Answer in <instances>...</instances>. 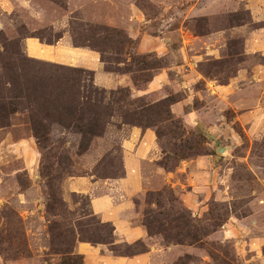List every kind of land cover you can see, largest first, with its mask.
Returning <instances> with one entry per match:
<instances>
[{
	"label": "rangeland",
	"instance_id": "obj_1",
	"mask_svg": "<svg viewBox=\"0 0 264 264\" xmlns=\"http://www.w3.org/2000/svg\"><path fill=\"white\" fill-rule=\"evenodd\" d=\"M34 43L95 52L103 69L33 58ZM159 74L156 89L142 81ZM166 100L183 112L145 111ZM76 114L97 125L85 148ZM145 130L128 218L146 237L127 244L91 199ZM149 251L148 264H264V0H0V264Z\"/></svg>",
	"mask_w": 264,
	"mask_h": 264
},
{
	"label": "crops",
	"instance_id": "obj_2",
	"mask_svg": "<svg viewBox=\"0 0 264 264\" xmlns=\"http://www.w3.org/2000/svg\"><path fill=\"white\" fill-rule=\"evenodd\" d=\"M29 42L30 41H27L28 44ZM29 45H27V49ZM32 45V54L30 53L29 55H31L33 58H41L50 61L59 60L60 62L67 60L68 62L64 63L77 66H81L84 64L88 69L92 68L94 71H96L97 69H103V65L100 62L99 55L95 52L87 51L85 49H68L67 51H64L59 43L54 46L40 45L39 48L36 47L37 45L35 43ZM141 47L142 43L139 44L138 48L141 50ZM60 51H62L61 54ZM105 77V79H108L110 81H117L116 84L124 83L125 85H127L124 77L109 78L112 77L110 75ZM165 80V74L155 75L151 82H149L148 88L158 87V85L160 86V84L162 85V83H165ZM183 108L184 104L180 102L172 105V110L177 115H180L183 112ZM212 131L216 132L215 129H212L209 132ZM154 141L155 137L151 132L147 130L143 131L140 136L136 134L132 139V147H127L129 151L125 153L123 163L124 176L117 181L108 184L109 187L107 188V191L104 195L97 196L91 199V208L94 215H96L101 222L112 224L115 230V235L121 237L124 240V243L127 244H133L139 240H144L146 237L145 230H143L139 226L133 225L131 221H129L128 213L134 209V206L132 205L130 199L133 196L142 193V191L144 190L145 182L143 179L141 164L148 155H152ZM197 164L199 163L197 162ZM192 169L195 168L192 167ZM191 174L192 173L190 171L187 172L188 182H190ZM76 249L82 255L90 252L89 247L84 244H78ZM152 250L154 251L155 249L152 248ZM151 253L152 251H149V253L131 258H111L105 255L99 261H103L101 264H148L147 258Z\"/></svg>",
	"mask_w": 264,
	"mask_h": 264
},
{
	"label": "trees",
	"instance_id": "obj_3",
	"mask_svg": "<svg viewBox=\"0 0 264 264\" xmlns=\"http://www.w3.org/2000/svg\"><path fill=\"white\" fill-rule=\"evenodd\" d=\"M118 39V38H117ZM124 42H131V40L127 39L126 38V41H125V37H124ZM83 43H89V40L88 39H85V42ZM104 43V42H102ZM108 42H105V44H107ZM117 44L119 43L120 45H122L123 43H121L119 40L116 42ZM95 49H97V51L99 53L102 54V50H100L98 47L94 46ZM133 64H135V67L139 68L140 71L144 70V68H150V69H154L155 67L157 68H161L160 66H157V64H147V60L149 59V56H131L130 57ZM101 62L104 64V61L101 60ZM125 73H130L129 69L125 72ZM154 76L152 75H147L146 77L143 78V82L144 83H148V82H151V80L153 79ZM138 80H134V83H137ZM127 92V91H126ZM118 93L122 94L121 91H118ZM123 96H119L118 97V101H122L123 100ZM174 104V102L172 100H169V101H163L161 103H159V105L157 106H154V107H150V108H146L145 111L148 112V113H156L157 112V108L158 106H165V109H167V113H168V116L167 118L171 120V117H172V114H171V111H170V107ZM76 113H78L76 111ZM75 117H79V115ZM77 123L78 124H75V128L80 132L81 136H82V141L83 143H81L80 147L81 148H85V146H83V144H87V142H89L94 136H96V132H95V129L97 127L96 124L94 125H89V122L88 123H84V118L82 117H79V118H75ZM94 123H97V122H94Z\"/></svg>",
	"mask_w": 264,
	"mask_h": 264
},
{
	"label": "water",
	"instance_id": "obj_4",
	"mask_svg": "<svg viewBox=\"0 0 264 264\" xmlns=\"http://www.w3.org/2000/svg\"><path fill=\"white\" fill-rule=\"evenodd\" d=\"M224 151V149H218L217 152L218 153H222Z\"/></svg>",
	"mask_w": 264,
	"mask_h": 264
}]
</instances>
